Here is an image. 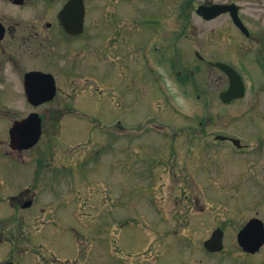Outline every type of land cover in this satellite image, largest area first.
Masks as SVG:
<instances>
[{
	"label": "rangeland",
	"instance_id": "obj_1",
	"mask_svg": "<svg viewBox=\"0 0 264 264\" xmlns=\"http://www.w3.org/2000/svg\"><path fill=\"white\" fill-rule=\"evenodd\" d=\"M181 1L172 0L173 7H179ZM204 1L209 0H190L191 34L201 27L193 9ZM87 3L88 7H100V17L103 8H107L106 13H114L122 28L134 26V7L153 4L151 0H87ZM46 4V0H30L25 7H46ZM0 7L13 6L0 1ZM122 7L131 12L122 15ZM143 29L141 38L148 34L145 24ZM128 31L133 34L134 29ZM190 37L197 42L202 39L197 33ZM131 39L127 47L136 45L134 35ZM190 44L193 49L194 44ZM224 56L223 61L236 62L230 55ZM150 58V61L144 60L145 56L137 59L116 51L104 57L95 55L96 69L104 66L108 69L110 62L112 81L108 84L103 70H95L85 89L81 86L86 83L83 78L78 90L65 98L60 94L48 103L41 142L34 150L25 152L27 161L31 165L41 164L44 170L41 176L48 184L53 180L63 184L75 180L81 187L82 200L88 198L95 203L79 207L77 219L71 217L79 238L85 242L84 248L90 249L88 264H264V246L256 254H249L237 241L239 229L250 218L257 216L264 221V141L252 135L245 101L224 107L213 98L210 107H205L195 91L206 85L216 89L213 78L219 75L218 69L197 58L175 62L158 54ZM189 74L193 77L181 83L178 77ZM167 84L174 91L176 107H170L168 97L160 90L166 89ZM224 87L222 84L221 88ZM122 88L126 89L124 103L120 97ZM62 99L65 103L59 102ZM117 103L126 106L120 120L132 128L127 136L140 138L120 140L110 132L117 126L113 122L115 116L120 115ZM204 116L217 119L211 126L214 133H232L248 148L239 152L214 139L211 144L209 139L195 138L192 130H187V135L183 131L172 140L153 129L143 135L134 132L145 125L152 127L148 120H162L163 130L174 134L189 119L197 124ZM225 121L230 122L228 127ZM10 125L9 121L0 120V166L10 164L24 169L25 161L6 153ZM193 131H199L198 127ZM103 145H107L105 150ZM68 194L62 193L60 197ZM98 198L100 204L96 203ZM88 220L91 231L86 232L81 222ZM217 227L225 231L224 249L211 253L203 242ZM75 233L70 231L62 238L66 244L63 251L76 252ZM34 259L37 257L31 255L27 261Z\"/></svg>",
	"mask_w": 264,
	"mask_h": 264
},
{
	"label": "flooded vegetation",
	"instance_id": "obj_2",
	"mask_svg": "<svg viewBox=\"0 0 264 264\" xmlns=\"http://www.w3.org/2000/svg\"><path fill=\"white\" fill-rule=\"evenodd\" d=\"M0 1L13 6L0 7V120L14 124L37 112L44 121L47 104L54 101L59 93L65 98L78 90L83 78L86 83L81 86L85 89L95 70H103L108 84L112 81L110 62L108 69L105 66L96 69L95 55L104 57L116 51L117 54L140 59L148 44L149 47L155 44L151 46V55L158 54L172 60L197 58L218 69L219 75L213 78L216 89L209 85L197 88L196 98L202 99L205 107H210L213 98H217L224 107L245 101V112L253 127L252 135L264 141V0H219L215 2L220 7L211 12L199 11L197 4L193 10L201 25L195 32L202 38L200 42L190 37L195 35L190 33V0H182L179 7H173L172 0H151L153 4L148 9L136 6L132 9L134 26L124 25L123 28L114 13H106L107 8H103L100 17V7L86 6L81 32H76L80 29L78 7H64L68 0H50L46 7H25L29 0ZM51 1H55L57 7H52ZM204 3L214 2L209 0ZM121 10L122 15L131 12L126 7ZM144 24L148 27V34L141 38ZM67 26L74 32L68 31ZM132 28L133 34L128 31ZM133 35L137 46L127 47ZM190 42L194 44L193 49ZM224 54L236 60L229 64L245 82L242 97L230 99L225 94L230 78L213 63V60L223 61ZM177 74L180 75V71ZM189 77H179L180 82L186 83ZM53 82L57 94L52 100L42 102L53 88ZM222 84L224 88H221ZM123 89L120 93L122 103L126 100V89ZM186 93L190 95V91ZM59 102L65 103L63 99ZM116 106L120 115H112L115 116L113 122L121 127L123 121L120 119L126 106L118 103ZM216 122L214 116H204L197 124L189 119L182 128L183 135L192 130L195 138L221 140L234 146L233 138L238 137L226 131L214 133L211 130ZM229 123L225 121L224 125L228 127ZM197 127L199 131H193ZM192 134H189V139ZM245 149L247 147L242 146L239 151ZM24 151L27 150L9 148L6 153L21 157ZM42 170L40 164H26L24 169L10 164L0 166V264H88L90 249L84 248L85 242L80 240L79 230L72 218L77 219L79 207L95 203L88 198L82 200L81 187L75 180L65 184L53 180L48 184L41 176ZM46 192H49L48 196ZM66 192L71 195L60 197ZM96 203L100 204L99 198ZM70 206L72 208L68 210ZM47 214L51 217L45 218ZM81 224L82 230L91 231L89 220ZM70 231L77 233L76 252L71 254L63 251L66 244L62 241ZM31 255L37 259L28 262Z\"/></svg>",
	"mask_w": 264,
	"mask_h": 264
},
{
	"label": "water",
	"instance_id": "obj_3",
	"mask_svg": "<svg viewBox=\"0 0 264 264\" xmlns=\"http://www.w3.org/2000/svg\"><path fill=\"white\" fill-rule=\"evenodd\" d=\"M67 6L69 7H84L83 0H72ZM201 9L203 7H216L201 5ZM83 14V12H82ZM218 64V63H217ZM228 67V66H227ZM230 72L231 82L235 81V79H239V76L231 72L232 70H228ZM233 87H231L226 95L230 96L231 92H234ZM55 91L51 89L47 96L44 99L48 100L53 97ZM235 96H242V93L239 95H232L230 98ZM13 137V144L15 147L23 149L29 148L36 144L41 134V118L38 114H32L29 118L26 119L25 122H19L14 125L11 130ZM224 231L220 228L216 229L211 238L205 241V246L210 251H220L224 247L223 243ZM238 241L244 250L249 252H256L260 249V247L264 244V223L258 219H251L238 234Z\"/></svg>",
	"mask_w": 264,
	"mask_h": 264
}]
</instances>
